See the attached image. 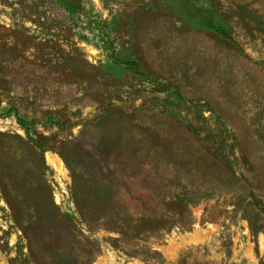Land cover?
<instances>
[{"label":"rangeland","instance_id":"obj_1","mask_svg":"<svg viewBox=\"0 0 264 264\" xmlns=\"http://www.w3.org/2000/svg\"><path fill=\"white\" fill-rule=\"evenodd\" d=\"M0 264H264V0H0Z\"/></svg>","mask_w":264,"mask_h":264},{"label":"trees","instance_id":"obj_2","mask_svg":"<svg viewBox=\"0 0 264 264\" xmlns=\"http://www.w3.org/2000/svg\"><path fill=\"white\" fill-rule=\"evenodd\" d=\"M32 150H33V153H36V151H35V149L34 148H32ZM67 162V161H66ZM42 163V162H41ZM43 164V163H42ZM67 164H69V163H67ZM44 166V165H43Z\"/></svg>","mask_w":264,"mask_h":264}]
</instances>
